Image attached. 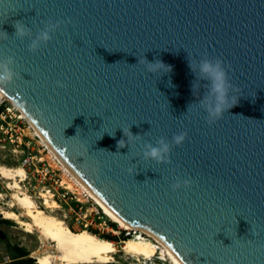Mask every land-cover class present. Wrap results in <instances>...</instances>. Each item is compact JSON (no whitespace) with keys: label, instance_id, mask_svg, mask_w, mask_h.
I'll return each instance as SVG.
<instances>
[{"label":"water","instance_id":"1","mask_svg":"<svg viewBox=\"0 0 264 264\" xmlns=\"http://www.w3.org/2000/svg\"><path fill=\"white\" fill-rule=\"evenodd\" d=\"M8 57L0 90L122 221L182 264H264V0H0ZM203 59L222 62L236 103L215 120ZM161 138L168 162L144 158Z\"/></svg>","mask_w":264,"mask_h":264},{"label":"bare ground","instance_id":"2","mask_svg":"<svg viewBox=\"0 0 264 264\" xmlns=\"http://www.w3.org/2000/svg\"><path fill=\"white\" fill-rule=\"evenodd\" d=\"M0 98H7L1 90ZM16 109L22 113V117L29 121L33 132L40 138V143L47 147V159L50 161L52 167L61 170L62 183L65 188L79 196L92 198L95 205L110 220L117 223L119 228L132 232L135 231L136 233L135 236H129L128 240L123 241L121 249L118 250L114 241L97 236L87 230L80 232L72 231L63 219L46 213L37 206L34 199L28 193L22 191L21 183L26 178L25 170L22 167L8 168L0 163L1 177L11 181L7 183V188L15 191L11 197L12 202L10 207H17V209L23 210V214H18L13 210H3L2 215L5 219L16 222L27 233L32 234L37 232L43 241L51 245V248L46 247L43 253L40 251L32 253V257L37 260V264H112L116 261L114 255L119 252L135 258L137 261H151L158 255L157 258L160 261H169L171 264H182L151 232L141 227L126 224L102 203L72 172L51 145L44 140L24 111L17 106ZM50 195L44 192L41 193V196L45 199L44 204L49 207H58V201L53 200V203L49 201ZM138 232L146 234L148 238L139 235Z\"/></svg>","mask_w":264,"mask_h":264},{"label":"rangeland","instance_id":"3","mask_svg":"<svg viewBox=\"0 0 264 264\" xmlns=\"http://www.w3.org/2000/svg\"><path fill=\"white\" fill-rule=\"evenodd\" d=\"M26 127L25 133L28 136L27 138L31 140V145L34 146L35 153L44 157L45 164H51L47 159V153L43 154L39 151L43 150V144L40 143V139L33 135L32 130L29 129L28 126ZM13 149L14 145L8 139L2 140L0 142V163L8 168H17L21 163L22 155L20 153H14ZM50 168L54 170L53 180H49L41 175L36 174L35 177H29L21 183L22 191L28 193L34 199L39 208L43 209L48 214L50 213L60 219H63L66 225L74 232L87 230L92 233V231H97V236L100 237L109 233L115 236L120 235L118 232L123 229L119 228L117 223L110 220L103 213V211L97 207V205H95L92 198H89L88 196H79L74 192L71 193V191H68L72 197L67 201L68 203L58 202V207L46 206L44 204L45 199L41 196V193H46L49 188L62 190V188L58 185L60 182H62L61 170L56 167ZM8 182L11 181L2 178L0 175V194L2 195L0 197V230H2V233L5 236V239L0 238V262H2L3 257L6 256H8L9 260L12 261L19 260L15 253V247H20L24 248L29 253L26 258H31L34 261V264H36L37 260L32 257V253L37 251L43 253L46 247L51 248V245L48 242L43 241L37 232L32 234L27 233L20 225L16 224V222L4 218L2 215L3 210H13L18 214H23V210H19L17 207H10L12 202L11 197L15 191L7 188ZM55 182H58V184ZM49 198V201L53 203L55 198H53L52 195H50ZM80 199L82 200L80 201ZM6 221L10 223H7ZM112 222L117 224V228H114L117 233H112L110 231L108 233L107 226ZM138 233L139 235H143L145 238H148L146 234H142L140 232ZM135 234V231H133L132 236H135ZM114 243L116 244L117 249L120 250L123 242L117 241ZM157 256L151 261H137L135 258H131L119 252L114 255L116 261L112 264H171L169 261H160Z\"/></svg>","mask_w":264,"mask_h":264},{"label":"clouds","instance_id":"4","mask_svg":"<svg viewBox=\"0 0 264 264\" xmlns=\"http://www.w3.org/2000/svg\"><path fill=\"white\" fill-rule=\"evenodd\" d=\"M53 30L54 26H49L46 27L45 30L41 31L36 39H34L29 45L30 49H36L42 42L49 41L51 39L50 34ZM28 31L29 30L23 24H16V34L18 36L23 37ZM144 61L148 72L159 71L161 67L164 66V64L160 61H156L155 63L147 62L146 60ZM13 63L14 61L12 57H8L6 62H0V84H5L13 80L15 73L10 67ZM189 67L194 71L196 70L195 63L190 64ZM199 73L210 82L209 96L201 102V106L207 113L210 120L218 119L222 116L225 110H229L231 107L236 105L230 94L232 86L228 79L226 70L223 67L222 62L219 60L213 61L210 59H203L199 63ZM185 138L186 133L180 132L172 137V143L179 145L185 140ZM124 146L125 144L122 143V139L118 141V147ZM170 147L169 142L161 138L158 141V146L151 143L145 144L143 156L144 158L152 159L157 163H166L169 160ZM185 183H187V181H185Z\"/></svg>","mask_w":264,"mask_h":264},{"label":"built area","instance_id":"5","mask_svg":"<svg viewBox=\"0 0 264 264\" xmlns=\"http://www.w3.org/2000/svg\"><path fill=\"white\" fill-rule=\"evenodd\" d=\"M26 126L32 130V133L35 137L39 138L37 134L33 132L29 121L22 117V113L16 109V106L12 104V102H10L7 98H0V142L2 140L8 139L14 145L13 152L16 154L20 153L22 155L19 167H22L25 170V180L29 177H35L36 174L41 175L49 180H53L54 170L50 168L52 167L50 164H45V159L43 156H39L35 153L34 146L31 145V140L27 138L28 136L25 133V128H27ZM42 147L43 150L39 151L43 154L47 153V147L44 144ZM55 183L58 184V182ZM58 185L62 188V190L49 188L46 191V194H51L52 197L58 202L68 203L67 201L72 198L68 192L70 190L65 188L62 182H60ZM107 230L108 233L109 231L112 233H117L114 230L112 224L107 226ZM118 233H123L128 237L132 236V231L128 230H120ZM120 241L123 242L122 240ZM10 261L11 260H9V257L6 256L3 257V261L0 262V264H8Z\"/></svg>","mask_w":264,"mask_h":264},{"label":"trees","instance_id":"6","mask_svg":"<svg viewBox=\"0 0 264 264\" xmlns=\"http://www.w3.org/2000/svg\"><path fill=\"white\" fill-rule=\"evenodd\" d=\"M7 223H10L8 221H6ZM113 225L114 228H117V224L115 223H111ZM92 233L97 235V231H92ZM102 238L117 242V241H126L128 240L130 237L125 236L123 233H121L119 236H115V235H111L106 234V235H102ZM15 253L19 258V261L17 262H13L11 264H34V261L31 258H26L29 253L24 249V248H20V247H15Z\"/></svg>","mask_w":264,"mask_h":264},{"label":"flooded vegetation","instance_id":"7","mask_svg":"<svg viewBox=\"0 0 264 264\" xmlns=\"http://www.w3.org/2000/svg\"><path fill=\"white\" fill-rule=\"evenodd\" d=\"M17 261H19V260H15V261H12V260H11L8 264L13 263V262H17Z\"/></svg>","mask_w":264,"mask_h":264}]
</instances>
